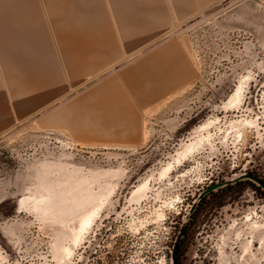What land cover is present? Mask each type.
I'll return each instance as SVG.
<instances>
[{"label":"rangeland","instance_id":"rangeland-1","mask_svg":"<svg viewBox=\"0 0 264 264\" xmlns=\"http://www.w3.org/2000/svg\"><path fill=\"white\" fill-rule=\"evenodd\" d=\"M165 56L176 80L131 136L92 133L130 121L104 122L107 99ZM248 174L264 182V0H0V264H172L179 235V264H264Z\"/></svg>","mask_w":264,"mask_h":264},{"label":"crops","instance_id":"crops-1","mask_svg":"<svg viewBox=\"0 0 264 264\" xmlns=\"http://www.w3.org/2000/svg\"><path fill=\"white\" fill-rule=\"evenodd\" d=\"M17 29L25 33H30V31L27 30L29 28L26 29L18 26ZM167 57L169 56L161 57V60L154 61L148 70L147 66L145 67L150 86L139 91L133 90L134 93L131 100H126L125 95L120 93V95H116L115 93L113 99H107L111 105V113H108L107 116L104 115V122L113 118L120 119L125 117H128V119L130 118V121L127 120V122L123 123L122 127L116 129L109 127L111 123H105L104 125H108L107 127L103 126L101 128L102 125H99L94 127L92 133L103 135L104 137L117 135L131 136V132H133V126L131 124L135 122L138 108L160 98L173 87L176 80V75H174L176 60L172 56L170 58Z\"/></svg>","mask_w":264,"mask_h":264},{"label":"water","instance_id":"water-1","mask_svg":"<svg viewBox=\"0 0 264 264\" xmlns=\"http://www.w3.org/2000/svg\"><path fill=\"white\" fill-rule=\"evenodd\" d=\"M241 177H246V178H248L249 176H248V175H246V176L242 175ZM254 181H255L257 184H259V186H261V187L264 189V184H263V183H261V182H260L259 180H257V179H254ZM220 186H221V184H219V185H213V186L207 188L204 192H202V193L200 194L199 198L203 197V196L206 195L207 193L211 192L213 189H216V188H218V187H220ZM181 231H182V230H181ZM179 240H180V235L176 238V241H175L174 246H173L172 256H171V258H172V264H176L175 255H176V251H177V246H178V244H179Z\"/></svg>","mask_w":264,"mask_h":264},{"label":"bare ground","instance_id":"bare-ground-1","mask_svg":"<svg viewBox=\"0 0 264 264\" xmlns=\"http://www.w3.org/2000/svg\"><path fill=\"white\" fill-rule=\"evenodd\" d=\"M239 93H240V89L239 88H237L236 89V91H235V93H234V95L236 96V99L239 97ZM194 143V142H193ZM194 145V144H193ZM191 146V145H190ZM195 146V145H194ZM190 148V147H189ZM194 149V148H193ZM184 150V149H183ZM186 152V151H185ZM187 152H189V150L187 151ZM183 153V152H182ZM179 154H181V153H179ZM186 154V153H185ZM182 155V154H181ZM180 155V156H181ZM183 157V156H182ZM181 158V157H180ZM176 159V158H175ZM178 160V159H177ZM167 168H168V166H167ZM89 216H90V214H88V216H86V217H84L82 220H81V222H80V230L79 231H81V230H83V228L84 227H86L87 225H89ZM248 217V216H247ZM247 219H249V218H247ZM78 231V232H79ZM80 234H78V236H79ZM75 239H76V237H75ZM76 240H78V237H77V239ZM74 242H76L75 240H74Z\"/></svg>","mask_w":264,"mask_h":264},{"label":"flooded vegetation","instance_id":"flooded-vegetation-1","mask_svg":"<svg viewBox=\"0 0 264 264\" xmlns=\"http://www.w3.org/2000/svg\"><path fill=\"white\" fill-rule=\"evenodd\" d=\"M248 178H250L252 181H254V179L259 180L261 183L264 184V182L261 180V178L257 177L255 174H248ZM255 182V181H254ZM259 186V184H257ZM260 188H262L261 186H259ZM263 189V188H262ZM264 190V189H263Z\"/></svg>","mask_w":264,"mask_h":264},{"label":"trees","instance_id":"trees-1","mask_svg":"<svg viewBox=\"0 0 264 264\" xmlns=\"http://www.w3.org/2000/svg\"><path fill=\"white\" fill-rule=\"evenodd\" d=\"M212 194V192H209V193H207L206 195H204L203 197H201V198H204V197H206V196H208V195H211ZM179 249V244H178V246H177V250ZM175 260H176V264H179L178 263V261H177V257L175 256Z\"/></svg>","mask_w":264,"mask_h":264}]
</instances>
